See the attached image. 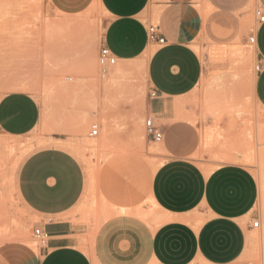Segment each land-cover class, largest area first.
Returning <instances> with one entry per match:
<instances>
[{
    "label": "rangeland",
    "instance_id": "1",
    "mask_svg": "<svg viewBox=\"0 0 264 264\" xmlns=\"http://www.w3.org/2000/svg\"><path fill=\"white\" fill-rule=\"evenodd\" d=\"M236 1L243 6L233 13L235 26L220 15L192 43L203 74L197 88L174 101L175 118L197 126L200 142L192 159L200 167L238 163L254 175L258 199L250 223L258 220L259 226L247 235L241 261L264 264V141L255 127L264 122V109L253 97L256 55L248 42L258 5ZM204 5L206 13L215 10ZM105 22L97 0H0V97L24 90L39 105V121L29 133L0 134V244L39 246L34 218L17 197L16 178L27 155L54 146L48 144L53 135L60 144L55 147L72 153L83 167L85 185L71 219L89 239L116 214L134 215L154 227L163 218L149 194L162 151L144 129L145 119L152 116L145 57L116 60L102 75L97 53ZM93 124L97 135L89 136ZM105 135L111 139L106 141Z\"/></svg>",
    "mask_w": 264,
    "mask_h": 264
},
{
    "label": "crops",
    "instance_id": "2",
    "mask_svg": "<svg viewBox=\"0 0 264 264\" xmlns=\"http://www.w3.org/2000/svg\"><path fill=\"white\" fill-rule=\"evenodd\" d=\"M97 1L106 21L101 44L117 60L145 57L147 85L157 93L147 97V111L161 121L162 161L150 178L149 194L163 218L154 227L134 215L116 214L89 239L87 231L71 219L85 185L83 167L72 153L55 147L60 144L53 135L48 144L54 146L27 155L16 178L17 197L46 241L36 249L23 242H4L0 264H245L241 258L253 230L250 220L258 199L257 181L238 163L200 167L192 159L200 142L198 128L175 118L174 103L197 88L202 78L203 67L192 43L220 15L235 26L233 13L243 3ZM255 1L264 11V0ZM205 2L215 10L206 13ZM148 25L158 26L164 43L147 39ZM255 37L261 69L255 73L252 92L264 109V21L257 25ZM38 121L39 105L28 92L12 90L0 97V134L23 136ZM133 211L144 213L140 208Z\"/></svg>",
    "mask_w": 264,
    "mask_h": 264
},
{
    "label": "built area",
    "instance_id": "3",
    "mask_svg": "<svg viewBox=\"0 0 264 264\" xmlns=\"http://www.w3.org/2000/svg\"><path fill=\"white\" fill-rule=\"evenodd\" d=\"M255 19H256V27L259 23L264 21V11L260 9L259 6L256 7L254 11ZM255 31H252V33L248 37V42L251 45H255L256 37H255ZM146 35L147 39L149 41H156L160 44L164 43V38L160 36V32L158 29V26L156 25H148L146 29ZM117 58L110 52V50L105 45H100L98 53H97V61L99 65L101 66V72L102 75H105L107 71V67L113 65L116 62ZM255 72L260 71L261 64L256 62L254 66ZM149 97H156L157 93L155 90H149L148 92ZM144 129L146 136L153 142H160L163 138V131L161 124L156 122L155 118L153 116L147 117L144 121ZM97 125L93 124L91 126V131L89 132V136H95L97 135ZM250 226L252 228H257L259 226L258 220H252L250 223ZM33 237L38 242L39 245H43L46 241L45 235L41 232L39 228H35L33 230ZM245 264H253L252 262H247Z\"/></svg>",
    "mask_w": 264,
    "mask_h": 264
},
{
    "label": "bare ground",
    "instance_id": "4",
    "mask_svg": "<svg viewBox=\"0 0 264 264\" xmlns=\"http://www.w3.org/2000/svg\"><path fill=\"white\" fill-rule=\"evenodd\" d=\"M252 51V50H251ZM196 52V51H195ZM251 53V52H250ZM120 68V67H119ZM20 87H22V86H20ZM23 88V87H22ZM55 88V87H54ZM56 90V89H55ZM105 120H107V119H105ZM256 120H257V118H256ZM104 121V120H103ZM109 120H107V127H108V132L107 133H109V135H110V133H112L111 132V126H110V124H109V122H108ZM256 125V124H255ZM256 127V129H257V134H258V139H259V141H264V122L263 121H260L259 123H257V126H255ZM255 129V130H256ZM106 136V135H105ZM107 137L108 136H106V141H108V139H107ZM216 137V136H215ZM214 137V138H215ZM109 139H111L110 137H108ZM115 138V137H114ZM103 140V139H102ZM141 140V139H140ZM256 140H257V138H256ZM90 141H92V140H90ZM94 142V141H93ZM92 142V143H93ZM105 142V141H104ZM122 142V141H121ZM91 143V142H90ZM96 143V142H95ZM98 143V142H97ZM106 143V142H105ZM259 143V142H258ZM259 144H261V142L259 143ZM262 145V144H261ZM116 146V145H115ZM118 146V145H117ZM158 146V145H157ZM264 146V145H263ZM119 148H122L121 146H119ZM161 148V147H160ZM124 149V148H123ZM158 150V149H157ZM154 164V163H153ZM88 172V171H87ZM155 204V203H154ZM158 207V206H157ZM3 230V229H2ZM6 230V229H5ZM6 232V231H5ZM17 233H18V231H16ZM13 233V232H12ZM17 236H19V233L17 234ZM21 236V235H20Z\"/></svg>",
    "mask_w": 264,
    "mask_h": 264
}]
</instances>
